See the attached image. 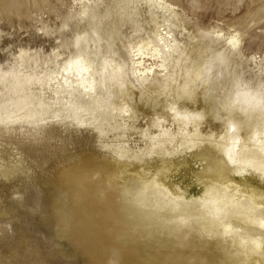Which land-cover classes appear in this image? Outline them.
Here are the masks:
<instances>
[{
	"label": "rangeland",
	"instance_id": "374dc122",
	"mask_svg": "<svg viewBox=\"0 0 264 264\" xmlns=\"http://www.w3.org/2000/svg\"><path fill=\"white\" fill-rule=\"evenodd\" d=\"M88 2L92 4V0H0V75L28 78L21 91L0 81V104L26 96L28 109L35 114L28 118L36 121L27 125L24 117L15 129L0 131V149L10 150L16 159L10 179L0 178V264H98L62 234L65 222L52 206L56 189L65 188L64 176L76 164L70 155H79L83 145L100 155L120 145L134 152L149 142L145 131L152 136L177 131L179 117L172 115L169 104L175 103L190 119L192 112L206 107L205 85L186 68L201 54L224 58L212 72L215 90L209 94L225 99L235 81L264 94V0H100L90 22L82 14ZM139 47L145 53L141 67L136 64ZM155 47L162 57L153 56ZM80 55L95 60L86 77L94 80L98 101L107 104L86 123L75 119L71 105L95 107L98 101L64 71ZM161 62L166 69L159 71L155 63ZM153 65V70L143 72ZM187 76L193 79L190 87L196 100L176 98ZM121 90H127L135 107L131 117L124 112ZM152 97L155 103L142 101ZM227 103L225 99L221 106ZM78 114L83 120L91 116L85 109ZM205 121L209 128L212 117L207 115ZM223 123L220 119L213 126L218 133ZM20 145L31 157L27 169L23 160L17 162L24 155L17 149ZM89 152L82 154L84 159L92 156ZM191 166L197 169L196 164ZM171 178L188 186L191 195L200 194L201 186L185 170ZM43 180L49 181L52 191ZM116 183L112 177L104 194ZM107 251L99 264H114L112 249ZM183 255L155 262L199 264L198 258H206L217 264L220 259L203 250Z\"/></svg>",
	"mask_w": 264,
	"mask_h": 264
},
{
	"label": "bare ground",
	"instance_id": "6f19581e",
	"mask_svg": "<svg viewBox=\"0 0 264 264\" xmlns=\"http://www.w3.org/2000/svg\"><path fill=\"white\" fill-rule=\"evenodd\" d=\"M91 3L85 4L82 13L88 22L94 18L92 12L99 7L100 0ZM136 56L138 67L143 66L145 53L141 47ZM153 56L162 57L158 47L154 48ZM210 57L201 54L198 61L186 65L187 72L195 71V77L205 85L202 98L206 107L192 112L190 119L186 111L179 112L175 103L168 105L172 115L179 117L177 131L162 130L157 136L145 131L143 135L149 142L134 152L120 145L100 155L83 145L79 155H70L76 164L64 176L65 188L56 189L52 206L65 222L62 234L94 263L104 262L111 248L114 264H156L155 260L182 258L183 253L193 250L218 256L217 264H264V94L249 87L241 88L235 81L231 93L225 97L228 103L221 106L225 99H217L209 90H215L211 85L212 72L224 58L214 53ZM94 64L91 57L80 55L64 71L73 75V82L86 95L98 101L93 94L95 82L86 77ZM155 65L159 71L166 69L163 62ZM153 68L154 65L145 67L143 72ZM188 76L181 86L182 92L176 95L179 100H196L190 87L193 79ZM27 79L18 74L0 75V81L8 82L15 91L23 90ZM121 92L124 112L131 117L135 107L127 90ZM155 100L152 97L142 101L147 104ZM95 103V107L71 105V113L80 123H86L107 107L99 101ZM30 104L26 96L18 101H3L0 131L15 129L24 117L25 124L36 123L28 118L35 116L28 109ZM79 109L89 111L91 116L83 120ZM207 115L212 117L209 128ZM220 119L224 123L218 133L213 126ZM103 131L100 129V133ZM22 147L17 148L24 154L17 162L23 160L25 164L31 157ZM88 151L91 159H84L82 154ZM12 156L10 150L0 149V178L10 179L15 170L16 159ZM104 163L112 166L108 169ZM24 167L27 169L28 165ZM182 170L201 186L199 195H191L188 186L170 180L175 172ZM112 177L117 186L104 194V187ZM43 183L52 191L49 181ZM70 195L76 198L70 200ZM198 262L209 264L206 258H198Z\"/></svg>",
	"mask_w": 264,
	"mask_h": 264
}]
</instances>
